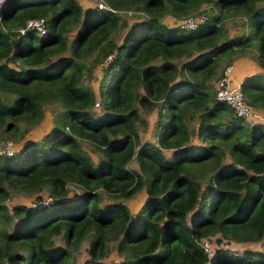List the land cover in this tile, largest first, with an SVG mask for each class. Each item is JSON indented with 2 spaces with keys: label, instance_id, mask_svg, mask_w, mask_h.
<instances>
[{
  "label": "trees",
  "instance_id": "1",
  "mask_svg": "<svg viewBox=\"0 0 264 264\" xmlns=\"http://www.w3.org/2000/svg\"><path fill=\"white\" fill-rule=\"evenodd\" d=\"M99 1L108 9L0 4V141H19L46 105L58 108L41 139L0 155V264H68L83 241L82 264H264V125L214 97L234 60L264 69V0ZM122 11L142 19L123 32ZM201 13L194 30L164 23ZM235 16L230 37L224 21ZM33 17L46 18V34H19ZM98 66L95 112L88 82ZM239 87L264 113V74ZM152 113L155 143L142 142ZM68 185L79 190L74 200ZM139 190L146 199L135 214L116 202ZM17 193L51 203L8 209ZM101 194L112 201L101 204ZM211 237L261 250L216 248L208 257L197 242ZM110 245L116 261L105 260Z\"/></svg>",
  "mask_w": 264,
  "mask_h": 264
},
{
  "label": "rangeland",
  "instance_id": "2",
  "mask_svg": "<svg viewBox=\"0 0 264 264\" xmlns=\"http://www.w3.org/2000/svg\"><path fill=\"white\" fill-rule=\"evenodd\" d=\"M77 1L79 2L82 10L87 9L89 7H93L95 5L97 7L99 2L101 4H103L104 6H106L102 1H99V0H77ZM203 9H204V11H206V14H208L212 11L210 6H208V5L204 6ZM119 14H120L121 18L127 23L126 24L127 28L123 32H125L127 29H129L130 27H132L136 23H139L142 19L139 15H137L136 13H134L132 11H122ZM164 22H165V24L167 23L166 25H172L173 24V22L170 20H167V18L164 19ZM239 22H240V17H236V16L233 18H228L224 21L225 27L228 29V35L230 37H232L239 30L234 25V24L239 23ZM74 32L75 31H72L71 33H69V36H68L69 39L72 37ZM120 33L121 32H117L115 34V38L118 40L120 38ZM247 56H249V55H247ZM108 59H109V57H107L105 60H108ZM244 61H245V66L255 65V64H248L246 59ZM236 65L238 66V64H236ZM91 74L92 75H91V78H90L88 83L91 84L93 90L95 91V101L98 103L97 106L93 107V111L98 112L100 101L97 97L98 94L96 92V89H97L96 82H97V79L100 75L99 66L96 67ZM57 110H58V108L56 105L53 107L46 105V107H44V113H43L42 120L37 125L30 128L28 130V132L22 137V139H20L17 142H15L13 140H11V141L7 140V141L11 142L13 151L21 149L25 144H27L29 142L41 139L42 136L44 134H46L51 128V121H52L51 113H52V111L56 112ZM256 112L260 117L255 113V111H253L254 114L251 116V123L254 124L257 122V123H261L264 125V117H263L264 114L261 115L258 111H256ZM154 118H155V114H153V113L150 116H149V114L147 115V123L148 124H147L146 132H142L140 134L142 142L155 143V140L149 134L150 130H151V123L154 120ZM194 143H198V142L196 141ZM84 147H86V145ZM91 157L95 161V157L93 155H91ZM127 167L131 168L133 170H137V166H136L135 162H133V161L130 162V164H128ZM45 194H46V190L43 189V191L41 192V196L44 197ZM78 195H79V190L73 185H68V198L70 200H74ZM145 199H146V196H145L143 190H139L133 196H131L127 199H118V200H116V202L124 204L129 209L131 214H135L140 209L141 204L144 202ZM34 201H35V195L34 194L26 195L24 193H17V194L12 195L10 197V199L6 201V205H7L8 209H11V207L14 206L15 204L16 205L22 204L25 206H29V204L32 205L34 203ZM109 201H112V199L107 198L106 196H103V194H101V204H106ZM214 238L215 237L208 238L209 241H211L210 244L212 243V245H211L212 250H215L216 248L217 249L218 248L226 249L227 251H230V253H234V254H241L242 251L246 250V249L252 250V251H260L261 250V246H260L259 242L254 243V244L253 243L252 244H246V243L243 244V243H234V242H220L219 243V242L214 241ZM54 244L56 246L63 247L62 237H60V236L56 237L54 239ZM110 244H113V243H110ZM86 247H87L86 241L81 242L78 251L73 254V259L70 260L68 264H82L83 261H85L87 259V255L85 252ZM107 251H108L107 258L105 260L106 261H116L112 258L115 255V248H113L112 245H110V248Z\"/></svg>",
  "mask_w": 264,
  "mask_h": 264
},
{
  "label": "built area",
  "instance_id": "3",
  "mask_svg": "<svg viewBox=\"0 0 264 264\" xmlns=\"http://www.w3.org/2000/svg\"><path fill=\"white\" fill-rule=\"evenodd\" d=\"M4 0H0V4L3 3ZM97 8L108 9L106 6L101 4L100 2L97 5ZM206 15L201 13L198 15H189L181 19H173L175 25H177L180 29L183 30H194L199 25L203 24L206 21ZM46 18L44 17H33L29 18L25 21L23 27L17 29L19 34H24L25 32H33L38 36H43L46 34ZM231 69V65H227L223 69V74L218 78V80L214 83V97L217 101L225 103L236 115L237 117L244 118L246 121L251 122V116L253 113V108L249 106L243 99L242 92L240 91L239 86L230 85L229 80V71ZM97 102L94 101L93 106H97ZM13 153L11 142L7 140L0 141V155H11ZM51 203V199L47 198L39 203H33V208L47 206ZM198 246L202 249V251L209 257L211 255V244L209 239H203L197 242Z\"/></svg>",
  "mask_w": 264,
  "mask_h": 264
},
{
  "label": "crops",
  "instance_id": "4",
  "mask_svg": "<svg viewBox=\"0 0 264 264\" xmlns=\"http://www.w3.org/2000/svg\"><path fill=\"white\" fill-rule=\"evenodd\" d=\"M166 18H167V20H170V21L172 20V18H169V17H166ZM245 59L247 60L248 64H255L254 62H252L248 58H239V59L234 60L230 64L231 65V69H230L229 75H228L229 80H230L229 81L230 85H232V86H240V83L242 82L244 77H246L248 75H251V74H264V69L258 67L256 64L252 65V66L251 65L245 66V61H244ZM236 64H238V66ZM253 111H255L256 114H257L256 111H258L261 115L264 114V113L260 112L257 109H254ZM263 117H264V115H263Z\"/></svg>",
  "mask_w": 264,
  "mask_h": 264
}]
</instances>
